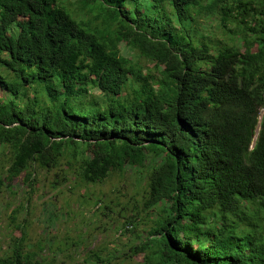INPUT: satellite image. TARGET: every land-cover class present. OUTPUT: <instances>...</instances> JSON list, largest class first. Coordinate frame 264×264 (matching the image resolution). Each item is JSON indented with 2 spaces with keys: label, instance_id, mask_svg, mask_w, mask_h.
<instances>
[{
  "label": "trees",
  "instance_id": "1",
  "mask_svg": "<svg viewBox=\"0 0 264 264\" xmlns=\"http://www.w3.org/2000/svg\"><path fill=\"white\" fill-rule=\"evenodd\" d=\"M81 6L0 0V192L63 161L83 183L142 169L137 264H264V0ZM0 264L57 263L17 243Z\"/></svg>",
  "mask_w": 264,
  "mask_h": 264
},
{
  "label": "rangeland",
  "instance_id": "2",
  "mask_svg": "<svg viewBox=\"0 0 264 264\" xmlns=\"http://www.w3.org/2000/svg\"><path fill=\"white\" fill-rule=\"evenodd\" d=\"M61 1L76 20L93 17L96 11L81 10L82 0ZM199 21L203 33H219L212 18ZM119 47L122 55L134 57L135 50L124 43ZM140 64L144 65V72L154 69V63L144 58ZM11 158L9 146H0L1 175L5 176ZM31 171L30 180L25 181L22 174L11 181L9 189L0 192V256L22 243L25 250L57 264L141 261L139 256H131L130 248L145 240L155 217L154 211L143 206L145 170L137 172L128 166L98 183L81 182L65 161L49 171ZM128 221H133L132 225Z\"/></svg>",
  "mask_w": 264,
  "mask_h": 264
}]
</instances>
